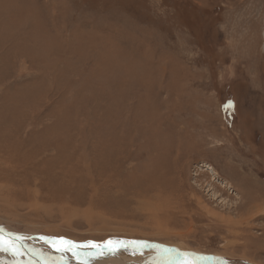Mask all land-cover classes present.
<instances>
[{
  "label": "rangeland",
  "instance_id": "obj_1",
  "mask_svg": "<svg viewBox=\"0 0 264 264\" xmlns=\"http://www.w3.org/2000/svg\"><path fill=\"white\" fill-rule=\"evenodd\" d=\"M0 235L264 264V0H0Z\"/></svg>",
  "mask_w": 264,
  "mask_h": 264
},
{
  "label": "snow or ice",
  "instance_id": "obj_2",
  "mask_svg": "<svg viewBox=\"0 0 264 264\" xmlns=\"http://www.w3.org/2000/svg\"><path fill=\"white\" fill-rule=\"evenodd\" d=\"M45 242L49 243V241H45ZM56 243L60 245V247L57 248L58 251H72L73 255L76 256L77 258H79L81 256L86 257L87 255H93V253L85 254V253L77 252V251H75V249H77V248H87L90 246L92 248L99 249V252L96 254L103 255L104 254L103 249L106 248L108 251H117L118 250L117 245L121 244L123 242L109 240V241L105 242V244L103 246L97 245V244L74 245V244H72L71 241H58ZM4 250H7V249H4ZM165 251H171V250H165ZM178 255L183 256V257H187L188 255H191V254L181 253ZM82 264H86V260L84 262H82ZM185 264H187L186 261H185Z\"/></svg>",
  "mask_w": 264,
  "mask_h": 264
},
{
  "label": "bare ground",
  "instance_id": "obj_3",
  "mask_svg": "<svg viewBox=\"0 0 264 264\" xmlns=\"http://www.w3.org/2000/svg\"><path fill=\"white\" fill-rule=\"evenodd\" d=\"M27 211V210H26ZM9 239V238H8ZM15 239V241L14 242H18L19 243V245H20V247L22 248V250H23V252H24V245H22L21 243H23L24 241H25V239L24 238H21V237H15L14 238ZM28 240H32V239H34V238H27ZM17 243V244H18ZM25 259H27V263L29 262V259L28 258H26L25 257Z\"/></svg>",
  "mask_w": 264,
  "mask_h": 264
},
{
  "label": "water",
  "instance_id": "obj_4",
  "mask_svg": "<svg viewBox=\"0 0 264 264\" xmlns=\"http://www.w3.org/2000/svg\"><path fill=\"white\" fill-rule=\"evenodd\" d=\"M8 238H10L8 235H0V239H8ZM16 243H18V242H16ZM21 255L23 256V258H25V257L28 258L30 261V264H31L32 259L29 258L28 254L25 252V250H24V252L21 253Z\"/></svg>",
  "mask_w": 264,
  "mask_h": 264
}]
</instances>
